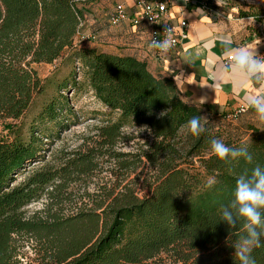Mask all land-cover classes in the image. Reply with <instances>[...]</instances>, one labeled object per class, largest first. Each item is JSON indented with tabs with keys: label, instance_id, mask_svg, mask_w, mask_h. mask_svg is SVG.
Instances as JSON below:
<instances>
[{
	"label": "trees",
	"instance_id": "trees-1",
	"mask_svg": "<svg viewBox=\"0 0 264 264\" xmlns=\"http://www.w3.org/2000/svg\"><path fill=\"white\" fill-rule=\"evenodd\" d=\"M94 2L0 0V121L7 131L0 133V264H22L19 240L25 236L38 244L39 264H157L163 254L176 264H239L232 244L245 235L243 222L229 227L220 211L233 199L238 176L245 169L250 174L257 164L264 167V129L249 128L247 141L225 134L203 124L204 107L184 101L174 79L153 74L146 61L80 47L78 42L87 36L83 23ZM240 15L257 19L264 9L252 6ZM66 53L79 70H86L99 102L118 113L116 121L99 128L102 146L116 145L130 123L147 127L155 138L147 157L159 174L148 194L125 192L111 201H96L100 214L66 216L63 200L50 191L63 189L73 172L90 170L92 159L69 160L60 169L49 164L31 168L44 157L40 135H53L50 125L67 130L62 117L70 112L68 98L51 97L26 137L15 123L45 92L33 65L53 64ZM56 85L62 92L77 84L65 79ZM226 115L210 120L231 122ZM193 116L200 117L206 130L193 137L183 159L176 140ZM214 137L229 147H247L253 162L220 161L210 147ZM44 195L51 203L28 217L26 207ZM252 256L256 264H264V247L254 249Z\"/></svg>",
	"mask_w": 264,
	"mask_h": 264
},
{
	"label": "rangeland",
	"instance_id": "rangeland-1",
	"mask_svg": "<svg viewBox=\"0 0 264 264\" xmlns=\"http://www.w3.org/2000/svg\"><path fill=\"white\" fill-rule=\"evenodd\" d=\"M112 3L111 0H95L90 6L82 31L85 35L92 36L91 40L78 42L80 47L94 46L99 51H103L110 50V47L114 46L118 40L125 44L122 49H126L127 45L140 43V39H133L130 36L128 28H125L123 24L118 28L109 26L107 15L113 6ZM33 67L45 84V92L37 97L30 110L15 122L23 136H27L34 118L51 97L58 94L67 97L69 101L67 108L70 112L62 117V122L68 124L66 131L55 129L53 125H50V128L54 129L53 135L49 132L45 133L46 135H40L44 143V157L41 162L33 164L31 168L39 164L40 166L49 164L54 169H60L69 160L79 162L84 159L83 156L92 159L90 170L73 172L70 175V181L66 180L67 184L57 193L55 189H50L58 196V200H63L61 212L66 216L94 212L100 214L102 210L95 209L96 201L106 198L111 201L125 192H132L139 197L147 195L159 174L158 167L153 165L147 157L155 142L150 129L130 123L122 129V137L116 145L102 146L99 128L111 121H116L118 113L112 112L95 97L88 86L86 70L82 68L79 70V65L70 58L69 53L64 54L53 64H34ZM65 79L70 82L75 79L77 85L58 92L56 83ZM207 122L225 134L240 137L246 141L251 135L249 128L264 129V124L256 120L254 113L245 114L231 122L210 120L207 116H203V124ZM0 133L7 134V131H3L2 121H0ZM193 137L187 125L181 129L176 143L178 142L177 147L180 150L179 156L183 159L186 158ZM179 156L176 157L177 162H180ZM24 178L25 175L20 176L18 182ZM56 184H59V181ZM50 203L48 195H44L26 207L27 216L40 214ZM19 246V260L22 264H39L37 255L39 246L31 237H21ZM157 264L176 263L163 254Z\"/></svg>",
	"mask_w": 264,
	"mask_h": 264
},
{
	"label": "crops",
	"instance_id": "crops-1",
	"mask_svg": "<svg viewBox=\"0 0 264 264\" xmlns=\"http://www.w3.org/2000/svg\"><path fill=\"white\" fill-rule=\"evenodd\" d=\"M207 1L213 8L210 14L196 13L195 10L201 8L193 4L185 6L182 14L178 6L171 11L173 24L184 19L189 25L188 37L177 51L162 57L156 56L148 48V34L144 26L135 31L129 24L123 25L128 28L133 39L141 40L140 43L122 49L125 44L118 40V44L115 43L110 50L103 51L135 56L146 61L153 74L174 79L184 101L204 107L205 115L214 119L242 106L245 95L259 94L258 87L251 82L244 88H238L228 80L218 81L214 73L218 62H228V57L223 55V45L219 39L221 35L232 39V47L253 45L259 38L261 42L257 45V51L264 55V15H259L252 27H245L242 23V19L247 20L249 16L240 15L241 12H250L252 6L264 9V3L259 0H222V7L213 0ZM125 3L131 15L136 13L132 0H125ZM217 11L224 15L220 16ZM177 75L187 80L177 82ZM202 98L204 103L201 102Z\"/></svg>",
	"mask_w": 264,
	"mask_h": 264
},
{
	"label": "clouds",
	"instance_id": "clouds-1",
	"mask_svg": "<svg viewBox=\"0 0 264 264\" xmlns=\"http://www.w3.org/2000/svg\"><path fill=\"white\" fill-rule=\"evenodd\" d=\"M259 2L264 3V0H259ZM216 3L223 7L222 0H216ZM195 11L199 14H206L203 9ZM255 21V15L249 16L247 20L242 19L245 27L254 26ZM163 34V39H155L152 36L148 48L154 53L166 56L175 47L176 40L172 28H166ZM219 39L223 45V55L232 59L227 63L218 62L216 64L214 73L216 79L218 81L228 80L238 88H244L249 82L258 87L259 94L245 95L242 105L245 111L251 109L256 120L264 124V55H260L257 51L260 39L258 38L253 45L238 47H232L233 41L227 35H221ZM186 80L187 78H182L180 75L176 76L177 82ZM201 102L204 103L203 98ZM187 128L194 137H199L206 130L201 124L200 117L197 116H193L187 122ZM209 143L212 153L224 163H231L240 158L248 164L253 162V157L245 146L229 147L222 139L215 137L210 139ZM220 219L229 227H235L241 221L243 222L245 235L232 244L234 257L239 264H256L252 252L256 248L264 247L262 243V238H264V167L257 164L250 174L245 169L238 176L233 199L227 205L221 206Z\"/></svg>",
	"mask_w": 264,
	"mask_h": 264
},
{
	"label": "built area",
	"instance_id": "built-area-1",
	"mask_svg": "<svg viewBox=\"0 0 264 264\" xmlns=\"http://www.w3.org/2000/svg\"><path fill=\"white\" fill-rule=\"evenodd\" d=\"M134 2V8L136 13L131 15L128 12L125 0L117 2L113 5L112 10L108 17V24L112 28H118L121 24H129L135 31L144 26L148 34V42H151L152 36L155 39L164 38V30L166 28H172L174 38L176 40L175 47L171 52L177 51L179 46L188 37V22L181 19L178 24L171 22V11L175 6H178L180 13L185 11V6L193 4L200 6L205 13H212L213 8L209 5L207 0H132ZM215 4L216 0H213ZM218 5V4H217ZM220 16H223V12L217 11ZM92 35L83 37L84 40H91ZM88 38V39H87ZM170 52V53H171ZM168 53V54H170ZM158 57H162L158 53H154ZM167 54V55H168ZM228 57V61L231 60ZM250 110V109H249ZM249 110L245 111L243 105L239 108L231 111L226 115L228 120H237L245 115Z\"/></svg>",
	"mask_w": 264,
	"mask_h": 264
}]
</instances>
